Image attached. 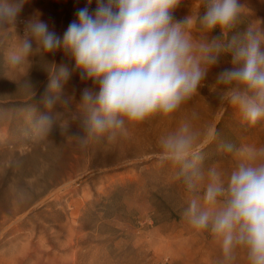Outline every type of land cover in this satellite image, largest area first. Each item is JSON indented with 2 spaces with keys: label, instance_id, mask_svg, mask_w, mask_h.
I'll return each instance as SVG.
<instances>
[{
  "label": "clouds",
  "instance_id": "1",
  "mask_svg": "<svg viewBox=\"0 0 264 264\" xmlns=\"http://www.w3.org/2000/svg\"><path fill=\"white\" fill-rule=\"evenodd\" d=\"M92 0H88L91 5ZM181 0H96V7L77 9L63 35L37 14L26 22L23 35L5 56L11 69L24 72L39 54L51 64L44 103L32 134L45 138L58 128L81 148L106 139L115 142L136 126L159 116L171 121L197 93L208 72L230 57L216 75L224 87L219 98L255 126L264 120V28L236 31L243 10L241 0H203V11L177 20ZM23 5L0 0V35L16 19ZM198 26L194 37L192 27ZM62 51L72 66L48 59ZM44 54H47L45 57ZM85 86L69 88L74 76ZM23 87L35 96L30 79ZM57 106L59 110H57ZM195 112L182 119L159 140L158 160L169 163L186 188L182 215L199 234L216 242V264H264V147L223 144L235 165L225 173L215 165L202 168V152L215 142V125L199 128Z\"/></svg>",
  "mask_w": 264,
  "mask_h": 264
},
{
  "label": "rangeland",
  "instance_id": "2",
  "mask_svg": "<svg viewBox=\"0 0 264 264\" xmlns=\"http://www.w3.org/2000/svg\"><path fill=\"white\" fill-rule=\"evenodd\" d=\"M241 3L236 31L264 28V0ZM86 6L94 10L96 0H23L16 28L0 35V264H216L220 247L184 219L186 188L173 167L158 160L159 140L195 112L197 127L215 125L218 132L202 152L203 170L215 165L227 173L235 161L222 145L264 147V120L249 126L219 98L224 86L216 75L230 60L222 56L171 121L156 116L129 127L115 142L101 139L86 148L70 136L75 125L68 134L55 128L48 137H34L36 115L47 111L51 64L37 54L20 72L8 66L6 53L37 14L62 36ZM202 11L203 0H181L174 17ZM191 31L199 36L197 25ZM48 59L58 66L73 63L62 51ZM29 74L34 97L23 87ZM84 86L78 75L69 82L77 100Z\"/></svg>",
  "mask_w": 264,
  "mask_h": 264
}]
</instances>
